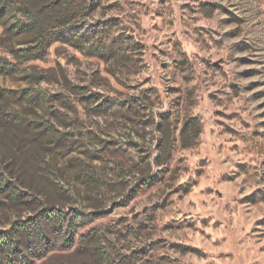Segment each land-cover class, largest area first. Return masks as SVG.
<instances>
[{
  "label": "rangeland",
  "instance_id": "rangeland-1",
  "mask_svg": "<svg viewBox=\"0 0 264 264\" xmlns=\"http://www.w3.org/2000/svg\"><path fill=\"white\" fill-rule=\"evenodd\" d=\"M42 20L24 61L0 26L16 264H264V0H60ZM50 210L78 217L71 239L18 232Z\"/></svg>",
  "mask_w": 264,
  "mask_h": 264
},
{
  "label": "trees",
  "instance_id": "trees-1",
  "mask_svg": "<svg viewBox=\"0 0 264 264\" xmlns=\"http://www.w3.org/2000/svg\"><path fill=\"white\" fill-rule=\"evenodd\" d=\"M60 0H46L40 4H36L33 0H0V26L9 36L25 38L23 43L19 45H26L25 48L11 47L10 54L15 61H24L31 55L32 50H38L46 46V32L47 26L42 23L43 14L49 8L58 5ZM34 43V46L28 44ZM14 70V64L7 58L0 56V73L8 74ZM198 133L196 132V135ZM3 178L0 177V184H3ZM39 215L38 219H32L31 223L20 224L18 232L34 231L42 232V222L47 225L56 222L60 224V228L65 226V235L72 238L77 227V219L75 216L69 221H65L62 215L54 210L45 211ZM16 233L11 234L3 232L0 235V251H5L6 248H11V253L5 258L0 257V264H16V261L22 262L24 256L20 253V249L16 246Z\"/></svg>",
  "mask_w": 264,
  "mask_h": 264
}]
</instances>
